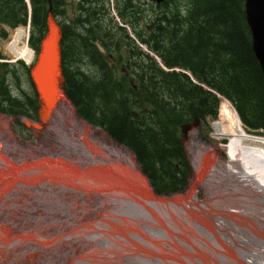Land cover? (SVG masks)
Segmentation results:
<instances>
[{"label":"rangeland","instance_id":"rangeland-1","mask_svg":"<svg viewBox=\"0 0 264 264\" xmlns=\"http://www.w3.org/2000/svg\"><path fill=\"white\" fill-rule=\"evenodd\" d=\"M63 103L40 126L0 115V264H264V170L224 153L219 114L229 141L214 122L187 132V186L157 196L124 146Z\"/></svg>","mask_w":264,"mask_h":264},{"label":"trees","instance_id":"trees-1","mask_svg":"<svg viewBox=\"0 0 264 264\" xmlns=\"http://www.w3.org/2000/svg\"><path fill=\"white\" fill-rule=\"evenodd\" d=\"M29 1L30 17L24 0H0V27L12 30L29 21L30 46L37 49L52 7L62 29L67 100L85 124L134 155L158 196L182 193L187 186L181 131L196 119L208 128V119L217 115V95L233 105L245 128L264 130V80L244 0L150 2V14L144 10L147 0H115L117 16L141 45L165 68L191 74L207 90L185 74L163 71L114 22L107 0H82L76 8L69 0ZM27 72L21 62L0 64V114L34 118L37 102ZM214 123V135L228 140Z\"/></svg>","mask_w":264,"mask_h":264},{"label":"water","instance_id":"water-1","mask_svg":"<svg viewBox=\"0 0 264 264\" xmlns=\"http://www.w3.org/2000/svg\"><path fill=\"white\" fill-rule=\"evenodd\" d=\"M156 4L165 0H154ZM245 20L250 31L252 51L264 78V0H245ZM61 31L50 13L46 19V33L41 41L39 55L29 71L38 96L39 113L47 115L60 91L64 89L60 53ZM197 125V121L195 122Z\"/></svg>","mask_w":264,"mask_h":264},{"label":"bare ground","instance_id":"bare-ground-1","mask_svg":"<svg viewBox=\"0 0 264 264\" xmlns=\"http://www.w3.org/2000/svg\"><path fill=\"white\" fill-rule=\"evenodd\" d=\"M27 37L28 33L25 28L23 29L22 27H20L15 30L13 39L9 45V51H11L12 55L16 59L22 60L25 56L29 55L30 50L27 48L26 45ZM64 101L65 99L62 95L58 96L57 98L55 97L54 105L56 103H59V105L57 106L59 107L65 104L63 103ZM218 114V120H220L222 124L229 130L231 134L229 135L233 139V144L228 140L230 144L227 142L229 144L227 151L230 150L231 146V151L234 152L237 157L239 156L242 160H245V163L254 164L258 168L264 170V135H254L246 132L235 110L227 102H221V104L219 105ZM42 116L44 117L45 113H43ZM75 118L80 121L76 116ZM214 125L218 127L216 125V122L214 123ZM218 143L219 145L225 144L224 142Z\"/></svg>","mask_w":264,"mask_h":264}]
</instances>
